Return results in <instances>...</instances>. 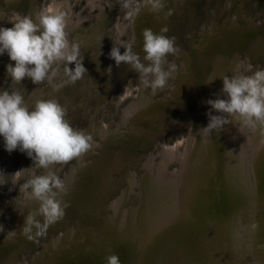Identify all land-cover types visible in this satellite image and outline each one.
<instances>
[{"label":"bare ground","instance_id":"6f19581e","mask_svg":"<svg viewBox=\"0 0 264 264\" xmlns=\"http://www.w3.org/2000/svg\"><path fill=\"white\" fill-rule=\"evenodd\" d=\"M15 1L0 0V16L8 25V20L19 14L17 11L6 12L8 4H15ZM111 1L76 0V11L73 9L72 0H50L48 4L40 6L37 0H31L28 15L34 16L50 7H59L67 14L68 38L70 42L83 47L82 64L87 70L83 78L92 80V74L89 76V64L96 56L92 43L96 35L93 33L97 32L93 21L100 17L95 11L98 9L99 13ZM184 1L165 0L166 7L159 13L150 11L147 6L142 7L134 20L127 19L124 12L123 17L119 16L114 25V45H110L109 50L106 48V53L110 52L113 46H120L122 42L132 43L133 51L137 47L142 48L143 30L151 29L157 33L156 28L160 22L170 16L167 15L169 10L174 17L178 12L177 6ZM223 1L216 0L215 9H207V22L205 21L200 29V38L196 37L198 33L189 36V48L179 49L174 56L172 63L177 69L174 79H170L162 91L153 94L143 86L140 79L138 86L130 80L125 84L124 94L121 92L113 101V104H117L125 96L132 98L131 103L125 106L120 120L107 123L99 119L101 109H98V114H87L88 127H75L91 134L99 147L94 146L93 151L83 157L85 167H81V161L76 160L69 173L61 177L66 191L61 193L60 198L62 204L67 205L63 218L58 221L63 224V228L52 234L49 240L47 238L43 241L37 250L35 249L33 258L21 256L23 246L20 243H26L28 239L22 232L25 217L34 212L38 204L28 200L23 191L11 193V210L0 215V225L4 229L0 232V258L4 249L9 256L0 261V264H106V258L114 254L123 261L130 254L129 240L135 233H139L137 264H219L221 260H226V236L231 238L233 264H264V151H256L258 147L264 148V131L257 128L251 137L247 131L248 127L233 120L219 132L212 131L209 136L201 130L204 127H199L196 134L187 137L186 143L179 139L170 143L164 138V141L159 140V143H156V139L152 141V136L148 134V130H152L150 127L158 124L160 115H164L168 107H180V100L186 103L202 99L207 104L209 99H224L221 94L222 78L243 75V69L253 68L249 63L250 59L264 47L260 32V29H264V24L261 18L257 21L255 13L250 11L252 0ZM257 2L259 3H255L254 8H262L264 0ZM223 16L226 18L221 23ZM129 29L132 30V35H129ZM255 29L258 35L256 40L252 39L251 57L246 54V60H243L238 53L232 58L225 56L224 47L233 37L249 35ZM97 38L102 42L101 35L97 34ZM216 43L220 48L216 58H203ZM3 56L5 66L14 64L6 53ZM196 59L200 65L198 71L205 76L201 82L202 86L207 87L202 95L197 92L194 83L193 70ZM109 60L111 70L115 69L114 60ZM96 68H93V75L98 72ZM3 71L6 76V67ZM56 79L62 81V73ZM208 81L211 82L207 83ZM92 83L95 84L93 80ZM45 86L35 85L28 78L19 85H11V80L7 79L0 89L20 91L27 105H34L39 99L54 98L58 101L61 98L67 99L68 94L73 95L67 90L72 88L71 84H65L58 91ZM95 86L97 91L101 90L99 85ZM179 112L188 113L185 110ZM209 112L212 115L219 114L214 110H207L206 114ZM103 115L109 119L112 116L109 112H104ZM213 137L215 141L212 140ZM250 140L254 145L249 160L253 161L255 183L249 186L244 165L242 167L241 163L246 156V146ZM146 145H150V149L152 145L156 148L146 155L143 151ZM137 147L140 148L138 152L135 151ZM5 154L6 152H3V156ZM123 154L133 156L137 163L139 161L142 173L139 176L136 169L130 166L127 186L121 195L108 204L102 202L92 209L96 194L93 185L96 179L93 176L96 177L102 172L101 167H105L104 164H109L110 167L113 162L121 159ZM125 162L131 164V160ZM174 164V169L170 170ZM57 168L55 166L54 170ZM37 169L33 164L29 167L22 163L17 168V171L22 170L21 175L12 181V187L22 176L33 178L46 174L47 170L44 169L38 174ZM136 185L140 187L137 194ZM134 197L137 198V203L139 202L138 206L131 204ZM253 205L257 210V223L254 226L250 221L249 225H243L240 211ZM72 215L73 222L70 221ZM102 215H106V223L101 230L88 225ZM138 222L141 228L139 231ZM9 231H15V235L10 236ZM15 247L17 248L14 249ZM110 251H113V254H109ZM247 252L250 253L248 258L252 262L244 256ZM253 259H256V262Z\"/></svg>","mask_w":264,"mask_h":264},{"label":"clouds","instance_id":"9594fccd","mask_svg":"<svg viewBox=\"0 0 264 264\" xmlns=\"http://www.w3.org/2000/svg\"><path fill=\"white\" fill-rule=\"evenodd\" d=\"M116 4L125 10L129 20H134L142 7L147 6L154 13L166 7L165 0H116ZM167 15H171L170 10ZM8 22L11 27H0V55L6 53L14 62L5 66L11 85H19L29 78L35 85L47 82L58 91L65 84H74L84 77L87 70L82 64L80 45L70 42L66 31L68 16L59 7L43 9L34 16L16 14ZM167 32L166 26L159 33L143 30V59L133 51L132 43L123 42L111 48L109 58L116 66L128 65L138 74L143 86L156 94L174 79L177 70L167 58L176 55L179 49L176 38L165 35ZM61 73L64 79L55 83ZM222 80L221 94L225 98L207 101L211 110L219 114L209 112V122L201 130L209 136L235 120L252 130L264 131V69L251 75L224 76ZM66 115L67 109L54 98L36 100L30 109L20 91H0V137H3L5 150L11 153L18 149L26 153L35 166L47 170L46 174L27 180L20 189L28 200L38 204V208L25 217L22 227L29 239L33 238V229L36 237L45 235L49 226L63 218L67 207L60 198L66 187L55 166L78 160L80 166L85 167L83 157L93 151L94 146L99 147L91 134L73 128ZM256 151H264V148L258 147ZM21 171L14 176L19 177ZM3 176L0 173V178ZM5 183L7 181L0 179V185ZM3 230L0 225V232ZM8 234L14 236L15 231ZM106 264H120V259L115 254L108 256Z\"/></svg>","mask_w":264,"mask_h":264},{"label":"rangeland","instance_id":"374dc122","mask_svg":"<svg viewBox=\"0 0 264 264\" xmlns=\"http://www.w3.org/2000/svg\"><path fill=\"white\" fill-rule=\"evenodd\" d=\"M225 1L226 0H224L223 2ZM257 1L258 0L251 1L250 11L252 13H255L254 16L256 17L257 21L259 20V18H261L264 24V4L262 8L255 9L254 4L259 3ZM30 2L31 0H16L15 4H11V3L8 4L6 8V12L14 13L15 11H17L19 12L20 15H28V11L30 10ZM37 2H38V5L40 6L41 4L43 5L44 3L48 4L50 0L49 1L48 0H37ZM71 3H72V6H74L73 9L75 8L77 11L78 6L77 5L75 6L76 0H72ZM177 7H178V12L176 13L174 12L175 16L173 17V14L171 13V15L168 18L166 17V19L164 20L162 19L163 21L161 20L162 22H160L159 27L157 26L156 31L157 33H159L160 29L166 26L168 28V32L165 33V35L174 36L176 38L175 44L178 47V49L185 50L189 48L188 40H191L190 37L192 34L195 35L196 33H198L196 37L200 38L201 36L200 29L203 23L205 21L207 22V18H206V15H208L207 9L211 11L215 9L216 0H190V1L185 0L181 5ZM95 12L98 14V16H100L93 21L96 24L95 30L97 31L93 33L96 35L94 37L95 40H93L94 43H92L93 44L92 46L95 47L94 52L96 56L92 60L91 64H89L90 65L89 76H91L92 74L93 76L92 80L94 81L95 84H93L92 80H89L87 77L82 78L78 80L76 83L71 84L72 88L67 89L73 95L68 94L67 99L66 98L58 99V102L67 109L66 119L70 122L73 128H75L76 126L78 127L83 126L84 128L88 127L89 117H87V114L91 112L92 115H95L98 112L96 111L98 109L99 110L101 109L100 115H98L99 119L105 120L107 123L111 121L114 123L115 121L120 120L122 112L126 108L125 106L131 103L132 98H129L130 96H125L117 104H113L114 99L117 98V96L121 92H122V95L124 94L123 93L125 91L124 87H125V84L128 83V81L132 80L131 83H133L134 85L137 84V86L139 85L138 74L135 71L131 70L128 65L121 63L120 66H116L115 64V69L111 70L110 72L108 71V69L111 67L109 65V61H110L109 54H108L109 51L108 53L106 52L110 45L111 46L114 45L115 36H116L114 25L116 21L118 20L119 16L123 17V13L125 12V10L121 9L119 5L116 4V0H112L101 11H99V13H98V9ZM224 18L226 17L225 16L222 17L221 23ZM122 19L123 18H121V20ZM11 26H12L11 24L8 25L0 16V27L7 28ZM129 31H130L129 35H132V30L129 29ZM260 32L262 34V40L264 44V29L263 28L260 29ZM257 33L258 31L255 29L249 35L246 34L243 37L242 36L233 37L231 41H229L225 45L223 53H225L226 57L229 56V58H232L236 53H238L239 56H242L243 60H246V54L250 55L251 57V53H252L251 44L253 41L252 39L255 38L256 40L257 35H258ZM97 34L103 37L102 42H100L99 39L97 38ZM120 49L123 50L122 47ZM219 49L220 48L219 46H217V43L213 44L211 46L210 51L208 50L206 52V55L203 58H207V59L216 58L217 50ZM122 50H121V54L124 51ZM260 50L261 52H259L255 57H253V59H250L249 63L252 64L253 68H250L249 70L243 69V75H251L252 72L258 69H264V47H262ZM80 51L82 54L83 52L82 46H80ZM134 51L139 53L141 56V59H143L144 53L141 47L135 48ZM174 56L175 55L168 56L167 59L169 63H172ZM194 63H195L194 70H193L194 71V83L196 84L197 92L200 95H202L206 92V88H207L204 85L203 87L201 83L203 79L205 78V76L201 75V72L198 71L200 70L199 69L200 65H198L197 59L194 60ZM95 66L97 67L96 70L98 72H96V74L93 75V68ZM4 68H5L4 56L0 55V88L2 85L5 84V81L7 79L11 80L10 77H8L7 75L5 76V73L3 71ZM54 82L60 83L61 80L56 79ZM41 85H46L45 88H48V89L51 88V86L47 82H44ZM95 85L97 86L99 85L101 90L97 91L95 88L96 87ZM137 91L136 93H138ZM180 103H181L180 107L178 108L177 107L175 108V106L172 108L168 107V109L164 112L165 114L160 115L161 119L158 121V124H155V126L150 127L152 130H148L150 128L145 127L148 130V134L152 136V141L156 139L155 142L159 143V140L167 141L168 139L167 142L171 143L174 140L179 139V140H182V142H184L185 140L190 138V136H192L193 134H196L195 132L199 131V127L207 126L209 118L206 112L207 110L211 111V108L206 103H204L202 99H200L199 101H187L186 103L184 102V100H180ZM178 105L179 103H177V106ZM28 106L32 108L34 105L28 104ZM181 110H185L188 113L186 114L184 112H179ZM104 112L106 113L109 112L110 115H112L111 119H109L108 116L103 115ZM181 114H184V115H181ZM247 131L252 137L254 130L248 128ZM212 140L215 141V138L213 137ZM250 142L249 144L247 143V146H246L247 151L245 152L246 156L244 157L243 155L244 158H243V162L241 163L242 167L244 165V173L246 174V177H247L246 182L248 183L249 186L251 185V183L252 185L255 183L254 182L255 177L253 176V164H252L253 161L249 160L252 154V148L254 145L251 140ZM149 147L150 145H146L145 150H143L146 155L149 154L150 150L152 149L155 150L156 148V146L154 145L151 146V149ZM214 149H215V152H217L216 146ZM138 150H140L139 147L135 149V151L137 152ZM3 152H6L4 156H3ZM158 159L159 158H157V160ZM126 160H131V164H128L127 162H125ZM22 163L26 164V166L29 165V167L32 164L33 166H35L33 160L30 159L26 155V153L21 152L18 149L12 151L11 153L7 152L4 149L3 137H0V173L5 175L0 179L7 181V183L0 185V215L4 212H7V210L8 211L11 210V204H10L12 200L11 193L17 194V192L21 189L22 185L27 180L30 179L28 176L27 177L22 176L21 180L17 181V183H15L14 186L12 187L11 183L16 178L14 174L16 173L17 168ZM75 163H76V160H73L67 164L56 165V167H58L56 170L57 175L61 178L66 173H69L70 169L75 165ZM108 165L109 164H104L103 166L105 167H101L102 172H100V174H98V176L96 177L93 176V178L96 179V182L93 184L94 190H95L94 192H96V194H95L94 200L92 201V209L96 208V206L98 204H101L102 202L104 204H108L112 202L114 199H117L121 195V193L123 192V189H125L127 186L126 182H127V177H129V174H130V169H129L131 168L130 166L136 169L139 176L142 173L140 169L141 167L139 165V161L137 163V161H135L133 156L131 155L123 154L121 159H118L116 160V162H113V164H111L110 167ZM174 167H175V164L174 166L170 168V170L174 169ZM37 168H38L37 169L38 174L40 172H43L44 170L39 167ZM213 171L215 172L216 170H213ZM135 187H136L135 193L137 194L138 190H140V187L137 185ZM136 194H134V196H136ZM131 202L133 206L139 205V202L137 203V198L131 200ZM255 208H256L255 205H253L249 208H245L240 211V217H241L240 219L243 225H246V224L249 225L250 224L249 222L252 221L255 226V223H257L255 222V218H256L255 216L257 214V210ZM105 216L106 215L97 217L94 223L90 221L92 224H88V225L92 226L95 229L101 230L103 225H105L106 223ZM37 219H42V218L37 217ZM71 219L72 220L70 221L73 222L74 221L73 215ZM139 227H140V223L138 222L137 224L138 231L141 229ZM61 228H63V224L61 222H58L57 224L55 223L47 228L45 235L40 236V237L35 236V229H33V232L31 233L33 238L32 239L28 238L26 243H24L23 241L20 243L21 246H23L21 250V256L25 255L27 258H33L37 250L36 248L40 246L42 242L45 241L47 238L49 240L52 234L56 233L57 231H60ZM58 234L59 233H57L56 236H58ZM225 238L227 242L226 243L227 246L225 249V253H226L225 259L226 260L225 262L221 260L219 264H233L234 256H233V250H232L231 243H230L231 238L230 236H226ZM138 240H139V233H135L133 234V236H131V239L129 240L130 241V254L126 260L125 259L123 261L120 260V264H137L136 251L138 249ZM17 247H15L14 249H16ZM110 252L111 253L109 254H113V251H110ZM3 253L1 255L2 258H0V261H2L4 258H8L9 256L8 255L9 253L7 254L6 249H4ZM249 255H250L249 252L244 254V256H246L248 260L250 258ZM242 260H244L243 257H242ZM253 261L256 262V259H253ZM249 262H252V260L250 259ZM2 264H5V263L2 262Z\"/></svg>","mask_w":264,"mask_h":264}]
</instances>
